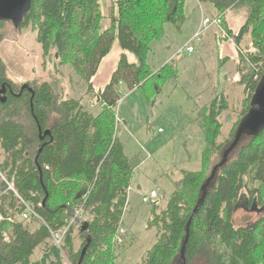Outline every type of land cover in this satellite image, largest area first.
Here are the masks:
<instances>
[{"label":"trees","instance_id":"1","mask_svg":"<svg viewBox=\"0 0 264 264\" xmlns=\"http://www.w3.org/2000/svg\"><path fill=\"white\" fill-rule=\"evenodd\" d=\"M102 1L32 0L31 11L21 25L37 32L44 58L57 52L60 65L73 69L88 86V94L94 93L93 79L118 42L123 52L110 82L95 93L94 112L80 100L61 97L60 101L47 82L27 83L34 94L28 90L21 94L22 85L6 75L0 58V90L7 88L6 102L0 96L4 156L0 174L12 187L9 189L6 182L0 187V264H79L87 244L81 232L83 222L88 223L85 235L91 244L82 264L115 263L120 249L115 237L138 162L127 157L117 136L119 86L122 82L133 91L151 79L164 77L170 64L156 73L151 70V44L165 37L167 23L178 28L185 23L186 0H116L109 27L103 24ZM202 2L225 17L229 10L246 7L247 22L239 34L235 36L227 28L226 18L224 29L237 46L247 35H253L259 51L248 57L250 64L240 58L248 73L238 83L251 95L231 131L233 142L264 76V0ZM4 24L0 21V30ZM2 39L0 32V44ZM228 105L222 92L199 110L197 121L206 138L203 168L200 172H181L173 181L175 190L164 208L151 202L148 225L156 228L157 242L140 264H179L181 259L191 264L204 252L214 264H264L260 255L264 254V217L252 227L236 228L233 223L243 198L264 206V132L249 137L248 144L215 174L214 165L211 167L222 148L218 139ZM54 113L59 117L52 119ZM40 130H49L51 136L41 140ZM26 204L41 218L33 215L28 219L41 222L35 230L17 220L26 211ZM79 209L83 217L71 224ZM68 226L61 248L54 246L52 233ZM37 251L41 256L33 259Z\"/></svg>","mask_w":264,"mask_h":264},{"label":"rangeland","instance_id":"2","mask_svg":"<svg viewBox=\"0 0 264 264\" xmlns=\"http://www.w3.org/2000/svg\"><path fill=\"white\" fill-rule=\"evenodd\" d=\"M116 0L101 2V16L110 26V18L116 12ZM202 1V0H201ZM204 13L213 17L217 13L209 3L202 2ZM246 7H236L226 13L227 28L238 35L248 18ZM185 23L181 28L167 23L165 37L153 41L148 56L151 70L156 73L170 64L162 79L154 78L141 89L129 90L123 83L124 93L117 107L120 122L117 125L118 139L124 144L127 157L138 159L128 193V206L122 219L120 235L122 243L117 251L114 264H140L146 253L157 242V230L149 227L152 207L155 202L164 208L175 190L174 180L182 171L200 172L203 168L202 154L205 150V134L198 125V112L223 92L228 99V112L223 113L222 135L218 143L224 152L231 147V131L245 111L251 93L239 85L248 73L241 63L242 54L237 50L234 37L228 40L213 27L204 34L201 42H195V52L191 55L176 53L196 33L201 20V8L197 0H186ZM226 30V29H225ZM0 32L3 39L0 44V58L6 66V75L19 85L27 83H49L53 86L58 99L80 100L84 106L92 109L95 93L102 90L111 80L122 54L118 44L102 62L97 76L93 79L94 93L88 94V86L74 74L67 65H60L56 51L46 58L37 41V32L31 27L16 29L12 23L5 22ZM243 52L258 48L253 35H247L240 44ZM253 52V51H252ZM250 55L255 56L253 53ZM131 61L134 58L127 53ZM250 73V71H249ZM121 85L119 86V89ZM3 97V96H2ZM62 97V98H61ZM227 116H229L228 119ZM53 114L52 119L58 118ZM159 130H162L160 133ZM248 137L242 138L238 146L228 155L235 157L240 147L247 145ZM231 142V143H229ZM218 151L212 159L213 168L221 164L224 154ZM4 160L0 144V164ZM138 164V165H137ZM5 181L0 175V187ZM156 191L158 198L153 204L144 203V196ZM264 195V192H263ZM264 217V206L249 201L248 197L240 201L233 216L236 228L252 227ZM17 220L30 225L31 230L40 226V221L25 220L23 215ZM115 242L118 244L117 237ZM264 250V244L262 246ZM264 256L263 253L260 254ZM37 251L33 259L39 258ZM178 261V260H177ZM177 263V262H176ZM179 264H189L184 259ZM191 264H214L204 252Z\"/></svg>","mask_w":264,"mask_h":264},{"label":"water","instance_id":"3","mask_svg":"<svg viewBox=\"0 0 264 264\" xmlns=\"http://www.w3.org/2000/svg\"><path fill=\"white\" fill-rule=\"evenodd\" d=\"M31 6L32 0H0V21L10 22L16 29H19L23 24L25 17L30 13ZM25 90L33 93V89L27 84L22 86L21 94ZM6 93L7 88L6 86H3V88L0 90V96H3V103L6 102ZM262 132H264V76L262 77V80L260 81L255 94L252 97L248 114L242 119L237 128L236 136L231 144V147L228 150L224 151V159L221 164L217 165L213 169V173L215 174L216 171L224 165L225 161L228 159V155L233 152L234 149H236V147L238 146V142L242 138L256 137ZM48 136H51V132L49 130L45 131L44 133L40 130L41 140H44ZM42 150L43 148H40L39 153H41ZM37 160L38 156L36 158V163ZM43 203L45 205V201ZM81 226V232L86 237L87 244L82 251L79 264H82L87 250L89 249L91 244V238L85 235L88 229V223L83 222L81 223ZM182 256H184V252H182Z\"/></svg>","mask_w":264,"mask_h":264},{"label":"built area","instance_id":"4","mask_svg":"<svg viewBox=\"0 0 264 264\" xmlns=\"http://www.w3.org/2000/svg\"><path fill=\"white\" fill-rule=\"evenodd\" d=\"M200 8H201V24L198 28V30L196 31V33L193 35V37L189 40V42L182 48L180 49L176 55L179 56L180 54H188L191 55L195 52V48H194V43L195 42H201L202 41V37L204 36L205 33H207L208 31H210L213 27H216L219 29L220 33L223 35V37H225L228 40H232V38L229 37V35L227 34V32L224 29V21H225V14H216L213 17H207L204 13L203 7H202V1L201 0H197ZM237 50L239 51V53L242 54V56L244 57V59L246 60L247 63L250 64V62L248 61V57L250 56V53H253L255 55V50L254 48L251 49L250 51L247 52H243V50L241 49L240 46H236ZM253 51V52H252ZM263 65V64H261ZM121 88H120V94L122 95L124 93L122 85L123 83H120ZM117 122H120V118L118 117L117 114ZM159 132L161 133L162 130H159ZM1 175V174H0ZM7 183V182H6ZM8 184V183H7ZM9 185V184H8ZM9 189H12V187L9 185ZM158 198L157 192L156 191H151L150 194L148 196H144L142 201L144 203H151L153 202V200H156ZM37 219L40 220L41 218L39 217V215H37L32 208L26 204V211L23 214V218L25 220H28L31 216H33ZM83 217V212L81 209L77 210L76 214L74 215L71 224H73L74 222H77L79 219H81ZM69 230V226L66 228H63L62 230L56 231L54 233H52V242L54 244V246L61 248L63 241L65 239V236L67 234ZM125 234V232L122 230V227L120 225L116 237H117V241L118 244L122 243V239H120V235Z\"/></svg>","mask_w":264,"mask_h":264},{"label":"crops","instance_id":"5","mask_svg":"<svg viewBox=\"0 0 264 264\" xmlns=\"http://www.w3.org/2000/svg\"><path fill=\"white\" fill-rule=\"evenodd\" d=\"M200 24H201V20H200ZM200 24L198 25V26H200ZM199 28V27H198ZM198 28H196V29H198ZM196 32V31H195ZM193 37V36H192ZM191 39V38H190ZM189 42V40L186 42V44ZM185 44V45H186ZM120 141V140H119ZM121 142V141H120ZM122 143V142H121ZM123 144V143H122ZM123 146H124V144H123ZM124 149H125V146H124ZM125 154L127 155V153H126V149H125ZM130 158V157H129ZM153 191V190H152ZM129 203V202H128ZM128 203H127V206H128ZM126 210H127V207H126V209H125V212H126Z\"/></svg>","mask_w":264,"mask_h":264},{"label":"flooded vegetation","instance_id":"6","mask_svg":"<svg viewBox=\"0 0 264 264\" xmlns=\"http://www.w3.org/2000/svg\"><path fill=\"white\" fill-rule=\"evenodd\" d=\"M9 88V87H8Z\"/></svg>","mask_w":264,"mask_h":264}]
</instances>
